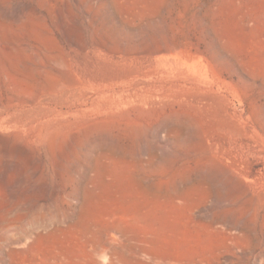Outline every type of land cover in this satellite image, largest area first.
I'll return each instance as SVG.
<instances>
[{
	"label": "rangeland",
	"instance_id": "rangeland-1",
	"mask_svg": "<svg viewBox=\"0 0 264 264\" xmlns=\"http://www.w3.org/2000/svg\"><path fill=\"white\" fill-rule=\"evenodd\" d=\"M0 264H264V0H0Z\"/></svg>",
	"mask_w": 264,
	"mask_h": 264
}]
</instances>
